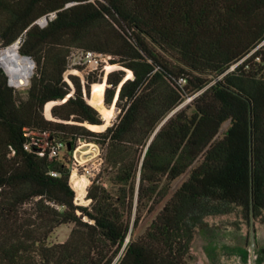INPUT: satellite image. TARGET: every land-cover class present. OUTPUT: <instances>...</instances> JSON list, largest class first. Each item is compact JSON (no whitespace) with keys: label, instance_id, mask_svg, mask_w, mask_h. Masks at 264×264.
I'll use <instances>...</instances> for the list:
<instances>
[{"label":"trees","instance_id":"1","mask_svg":"<svg viewBox=\"0 0 264 264\" xmlns=\"http://www.w3.org/2000/svg\"><path fill=\"white\" fill-rule=\"evenodd\" d=\"M17 40L35 65L23 96L0 66V264H193L205 218L263 214L264 0H0L1 46ZM73 49L124 69L103 82L107 106L119 87L103 130L101 80L65 78ZM80 139L102 159L86 205L69 182Z\"/></svg>","mask_w":264,"mask_h":264},{"label":"rangeland","instance_id":"2","mask_svg":"<svg viewBox=\"0 0 264 264\" xmlns=\"http://www.w3.org/2000/svg\"><path fill=\"white\" fill-rule=\"evenodd\" d=\"M0 41V49H2ZM96 65L89 58L85 56L83 51L73 49L68 57V67L65 71V78L68 74L79 75L83 77L88 72H93L99 82H94L90 86L89 102L93 105L104 118V124L100 129L103 130L105 125H110L116 120L118 110L115 108V100L117 98V91L112 103L107 106L103 102L104 83L106 82V75L113 69H118V65L110 64L108 58L101 54H95ZM115 65L116 67L107 69V66ZM127 71V70H126ZM126 76V73H125ZM29 78V77H27ZM104 82V83H103ZM106 87V84H105ZM26 84L16 86L19 95H24ZM91 96V97H90ZM87 99V101H88ZM54 102V101H53ZM52 106V105H51ZM51 108V107H50ZM44 115L47 118L44 108ZM229 125V121H225L220 129L219 136ZM101 163V150L90 142L80 141L72 153V173L73 177L69 178L71 187L75 191L74 202L76 204L86 205L89 199L85 198L86 189L82 193H78L77 183L85 180L86 187L90 184L89 175L94 176L99 170ZM187 173L177 178L171 183L169 193L186 177ZM71 176V175H70ZM83 179V180H82ZM77 180V181H76ZM83 194V195H82ZM161 204L157 205L152 212L144 211L142 216L133 229V236L140 235L151 219L154 217ZM72 225H61L57 227L50 237L48 242H61L68 236ZM253 229L254 245L250 246V230ZM191 261L193 264H264V212L257 219H251L246 222L239 218L237 214L211 216L204 219L200 226L190 248ZM115 262V261H114ZM114 264V263H113Z\"/></svg>","mask_w":264,"mask_h":264},{"label":"bare ground","instance_id":"3","mask_svg":"<svg viewBox=\"0 0 264 264\" xmlns=\"http://www.w3.org/2000/svg\"><path fill=\"white\" fill-rule=\"evenodd\" d=\"M16 52L15 44L0 49V64L5 67L12 83L15 86H21L28 77L31 65L27 60H23L17 55ZM85 183H87L85 180L83 182H78L76 186L77 189L75 190H77L78 193H82L83 190L86 189Z\"/></svg>","mask_w":264,"mask_h":264},{"label":"water","instance_id":"4","mask_svg":"<svg viewBox=\"0 0 264 264\" xmlns=\"http://www.w3.org/2000/svg\"><path fill=\"white\" fill-rule=\"evenodd\" d=\"M46 21H47L46 17H43V18L39 19L37 22H38L39 24H41V25H44V24L46 23ZM13 44L16 45V51H17L16 53H17V55H19L23 60H27V61L30 63L31 67H30V70H29V73H28V77H30V75L33 73V68H34V65H35L34 60H33L30 56L22 55V54L19 53V51H18V40L15 41V42H13V43H11L10 45H13ZM10 45H8V46H10ZM0 66L3 68V70L5 71V73H6L7 76H8V83H9L10 85L16 87V86L12 83V81L10 80V77H9V75H8V73H7L6 69H5V67H4L2 64H0ZM119 68H120V69H123L122 67H119ZM123 70H124V69H123ZM127 78H133V75H132L131 77H125V76H124V79L122 80V82H123L124 80H126ZM28 80H29V78H26L23 84H27V83H28ZM105 84H106V82H105ZM119 86H120V85H119ZM118 90H119V87H118V89H117V95H118ZM53 104H55V102H53L52 105H53ZM101 118H102V120H103V123H102V124H104V118H103L102 116H101ZM107 126H108V125H105L104 128H106ZM253 245H254V233H253V229L251 228V230H250V246H251V248L253 247Z\"/></svg>","mask_w":264,"mask_h":264},{"label":"built area","instance_id":"5","mask_svg":"<svg viewBox=\"0 0 264 264\" xmlns=\"http://www.w3.org/2000/svg\"><path fill=\"white\" fill-rule=\"evenodd\" d=\"M263 44H264V40L258 45V47H259V46H262ZM84 54H85L86 57L89 58V61H90V62L93 60L92 62L96 65L97 61H96L95 58H94L95 54H94L93 52H91V51H87V52H84ZM105 57H107V58L109 59L110 56H105ZM231 68H233V66H232ZM42 137L44 138L45 135H43ZM43 138L41 139L42 143L39 144V146L41 147V148H40V152H39V154H41V155L44 154L45 148L47 147V141H46L45 139H43ZM80 141H84V140H83V139H80V140L78 141V143H79ZM92 144H93V143H92ZM94 145H95V144H94ZM95 146H97V145H95ZM26 147H28V145H26ZM61 147H63V144H62V143H57L55 146L49 147L48 155H49V156L54 155V154L58 151V149H60ZM97 147H98V146H97ZM98 148H99V147H98ZM101 162H102V159H101ZM100 164H101V163H100ZM70 175H71L70 177L72 178V175H73L72 171H71V174H70ZM89 176H90V178L88 177L87 179H90V181H91V179H92L94 176H91V175H89Z\"/></svg>","mask_w":264,"mask_h":264}]
</instances>
